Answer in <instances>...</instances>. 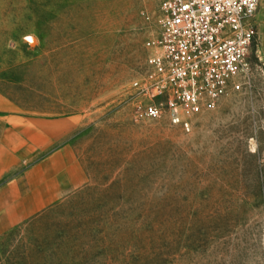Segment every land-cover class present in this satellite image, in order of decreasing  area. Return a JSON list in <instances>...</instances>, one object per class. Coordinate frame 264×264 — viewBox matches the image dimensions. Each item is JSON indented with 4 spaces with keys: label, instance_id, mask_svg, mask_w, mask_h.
Instances as JSON below:
<instances>
[{
    "label": "rangeland",
    "instance_id": "374dc122",
    "mask_svg": "<svg viewBox=\"0 0 264 264\" xmlns=\"http://www.w3.org/2000/svg\"><path fill=\"white\" fill-rule=\"evenodd\" d=\"M159 5L0 0V90L27 115L72 119L87 178L3 237L1 264H264V0L248 86L188 132L134 119Z\"/></svg>",
    "mask_w": 264,
    "mask_h": 264
},
{
    "label": "built area",
    "instance_id": "2783aa9c",
    "mask_svg": "<svg viewBox=\"0 0 264 264\" xmlns=\"http://www.w3.org/2000/svg\"><path fill=\"white\" fill-rule=\"evenodd\" d=\"M262 0H160L147 73L132 83L134 119L191 120L248 86V57Z\"/></svg>",
    "mask_w": 264,
    "mask_h": 264
},
{
    "label": "crops",
    "instance_id": "0c3cea01",
    "mask_svg": "<svg viewBox=\"0 0 264 264\" xmlns=\"http://www.w3.org/2000/svg\"><path fill=\"white\" fill-rule=\"evenodd\" d=\"M74 127L71 118L27 115L0 90V240L85 184L69 143Z\"/></svg>",
    "mask_w": 264,
    "mask_h": 264
},
{
    "label": "trees",
    "instance_id": "16d2710c",
    "mask_svg": "<svg viewBox=\"0 0 264 264\" xmlns=\"http://www.w3.org/2000/svg\"><path fill=\"white\" fill-rule=\"evenodd\" d=\"M34 219V218H33ZM33 219L15 227L14 229H12L9 233H7L4 237H10L11 235L15 234L17 231H19L23 226H27ZM34 248H36L37 250H41V247L38 245H34Z\"/></svg>",
    "mask_w": 264,
    "mask_h": 264
}]
</instances>
